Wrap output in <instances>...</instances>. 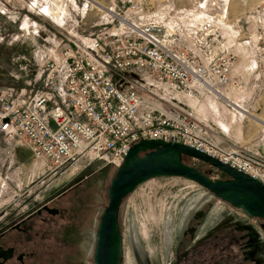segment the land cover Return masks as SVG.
I'll use <instances>...</instances> for the list:
<instances>
[{"label":"rangeland","instance_id":"rangeland-1","mask_svg":"<svg viewBox=\"0 0 264 264\" xmlns=\"http://www.w3.org/2000/svg\"><path fill=\"white\" fill-rule=\"evenodd\" d=\"M204 1L208 0H148L127 15L125 0H96L103 5L101 10L91 0H0V107L8 88L20 91L35 78V71L43 69L41 55L77 45L96 56L102 52L96 36L122 18L145 29L155 23L157 32L175 27L183 37L193 38L203 49L202 41L209 50L215 39L209 37L200 17ZM46 9L61 13L47 14ZM229 15L231 38L253 40L264 60V0H231ZM222 28L226 27L217 25L218 34ZM40 90L38 80L32 92ZM19 147L20 158L15 155ZM88 167L96 173L86 203L72 210L73 200L66 199L68 211L41 240L38 264L92 263L98 221L117 168L88 156L51 173L45 160L28 146L0 135V217L30 209L31 199L43 200ZM238 224H242L236 232L242 234L247 261L264 264V219L249 218L242 209L184 177L150 179L124 200L121 209L122 264H180L205 237L220 229L233 231Z\"/></svg>","mask_w":264,"mask_h":264},{"label":"built area","instance_id":"built-area-1","mask_svg":"<svg viewBox=\"0 0 264 264\" xmlns=\"http://www.w3.org/2000/svg\"><path fill=\"white\" fill-rule=\"evenodd\" d=\"M147 1L125 0V13L135 12ZM230 1L208 0L200 6L204 28L211 36L220 38L217 25L232 29ZM127 22L112 23L96 36V44H102L96 56L77 45L41 55L43 69L35 71V78L20 91L6 90L0 107V135L28 146L45 160L51 173L88 156L118 168L133 144L159 139L196 148L264 184V159L243 146H223L206 137L190 113L169 105L154 107L143 98L139 86L128 87L129 80L118 73L135 67L188 97H197L202 87L223 97L222 87L242 85L231 76L236 56L224 53L204 63L179 47L175 27L157 32L155 23L145 29ZM38 80L43 90L33 93Z\"/></svg>","mask_w":264,"mask_h":264},{"label":"crops","instance_id":"crops-1","mask_svg":"<svg viewBox=\"0 0 264 264\" xmlns=\"http://www.w3.org/2000/svg\"><path fill=\"white\" fill-rule=\"evenodd\" d=\"M225 29L219 31L220 38L209 36L215 39L209 50L202 41L203 49L194 44L193 38L177 33L179 47L190 50L204 63L224 53L236 56L231 76L239 78L242 85L222 87L223 97L204 87L199 89L197 97H188L167 89L149 71L135 67L118 73L129 80L128 87L139 86L143 98L154 107L165 109L169 105L190 113L203 127L206 137L223 146H243L264 159V60L257 55L258 47L253 40L249 44L233 40ZM20 152L21 147L15 153L19 158Z\"/></svg>","mask_w":264,"mask_h":264},{"label":"water","instance_id":"water-1","mask_svg":"<svg viewBox=\"0 0 264 264\" xmlns=\"http://www.w3.org/2000/svg\"><path fill=\"white\" fill-rule=\"evenodd\" d=\"M187 159L208 164L226 178L212 179L210 171L197 169L186 162ZM157 177H184L232 207L242 209L249 218L264 219V184L261 181L186 144L141 140L130 148L108 186V205L100 214L93 264H122L120 213L124 200L139 185Z\"/></svg>","mask_w":264,"mask_h":264},{"label":"flooded vegetation","instance_id":"flooded-vegetation-1","mask_svg":"<svg viewBox=\"0 0 264 264\" xmlns=\"http://www.w3.org/2000/svg\"><path fill=\"white\" fill-rule=\"evenodd\" d=\"M188 163L201 171H210L212 179L217 177L215 175L217 169L208 164L194 159H189ZM94 173L96 171L89 167L84 168L72 180L66 182L60 190H56L43 200L31 199L30 209L21 213L11 212L0 217V264H38L41 240L68 211L65 207L66 199L73 200V203L69 204L72 210L86 203L85 200L90 190L88 186H90ZM76 215L80 216L77 212ZM241 227L242 224H238L233 227V231L220 229L214 235L205 237L202 242L188 251L180 264H252L244 256L243 241L240 240L242 234L236 232ZM97 230L93 255L96 248ZM252 255L256 257L255 253ZM260 262L258 260L257 263L262 264ZM93 263L94 256L91 264Z\"/></svg>","mask_w":264,"mask_h":264},{"label":"bare ground","instance_id":"bare-ground-1","mask_svg":"<svg viewBox=\"0 0 264 264\" xmlns=\"http://www.w3.org/2000/svg\"><path fill=\"white\" fill-rule=\"evenodd\" d=\"M94 4H96L97 6H98V9L99 10H101L102 8H103V5L102 4H100V3H98V2H96V0H91ZM58 7H60V6H58ZM96 7V6H95ZM58 9V8H57ZM57 9H55V10H52L51 12L49 11V10H47L46 9V11H44L45 13H47V14H51V15H56V16H59L60 15V11H58ZM62 9V8H61ZM122 21L123 22H125V23H128L127 21V19H122ZM129 24V23H128Z\"/></svg>","mask_w":264,"mask_h":264},{"label":"trees","instance_id":"trees-1","mask_svg":"<svg viewBox=\"0 0 264 264\" xmlns=\"http://www.w3.org/2000/svg\"><path fill=\"white\" fill-rule=\"evenodd\" d=\"M186 162H188V159L186 160ZM215 175L217 176V177H215L214 179H216V178H225L224 177V175H223V173L222 172H220L219 170H217V172L215 173Z\"/></svg>","mask_w":264,"mask_h":264}]
</instances>
